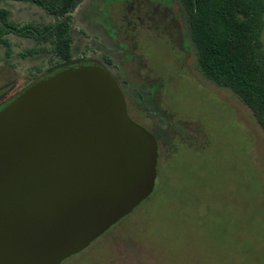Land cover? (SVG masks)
I'll list each match as a JSON object with an SVG mask.
<instances>
[{
	"label": "rangeland",
	"instance_id": "374dc122",
	"mask_svg": "<svg viewBox=\"0 0 264 264\" xmlns=\"http://www.w3.org/2000/svg\"><path fill=\"white\" fill-rule=\"evenodd\" d=\"M168 8L166 37L156 20ZM0 10L18 26L55 23L33 3L1 0ZM71 26L70 67L101 65L117 77L132 120L157 139L159 162L150 195L62 264H264V130L199 72L180 1L84 0ZM30 49L39 53L24 57ZM61 66L51 41L0 33V102Z\"/></svg>",
	"mask_w": 264,
	"mask_h": 264
},
{
	"label": "water",
	"instance_id": "95a60500",
	"mask_svg": "<svg viewBox=\"0 0 264 264\" xmlns=\"http://www.w3.org/2000/svg\"><path fill=\"white\" fill-rule=\"evenodd\" d=\"M159 144L100 66L66 67L0 111V264H62L154 190Z\"/></svg>",
	"mask_w": 264,
	"mask_h": 264
},
{
	"label": "trees",
	"instance_id": "16d2710c",
	"mask_svg": "<svg viewBox=\"0 0 264 264\" xmlns=\"http://www.w3.org/2000/svg\"><path fill=\"white\" fill-rule=\"evenodd\" d=\"M12 1L43 8L55 23L18 26L6 21L8 10H0L3 21L0 33L16 32L22 38L51 41L63 66L50 75L72 66L76 61L71 24L74 12L84 0ZM179 1L186 15L199 72L218 87L235 93L264 130V0ZM37 53V49H30L23 56ZM77 66L81 65L77 63Z\"/></svg>",
	"mask_w": 264,
	"mask_h": 264
},
{
	"label": "flooded vegetation",
	"instance_id": "af4514ba",
	"mask_svg": "<svg viewBox=\"0 0 264 264\" xmlns=\"http://www.w3.org/2000/svg\"><path fill=\"white\" fill-rule=\"evenodd\" d=\"M184 10V9H183ZM159 13H160V20H156L157 22H159V24L160 25H162L163 26V28H164V33H165V36L166 37H168V36H170L171 34L169 33V27L170 26H172V24H173V21H174V17H173V15H172V13L171 12H169V8H168V10H166V9H163V11H161V9H159V11H158ZM185 13V12H184ZM147 16V15H146ZM168 18H170V19H168ZM139 21L140 20H142V18L140 17L139 19H138ZM151 20V19H150ZM177 21V20H176ZM141 22V21H140ZM178 22V21H177ZM189 29V28H188ZM166 31H167V33H166ZM161 33V32H160ZM161 35L163 36V33H161ZM100 67H102V68H104L108 73H110L105 67H103V66H101V65H99ZM111 74V73H110ZM113 77H114V79L117 81V83H118V85L120 86V88H121V90L123 91V89H122V87H121V85H120V82H119V80L117 79V77H115L113 74H111ZM34 85V84H33ZM31 87V86H30ZM28 89V88H27ZM24 91H22L21 93H19V94H15V95H12V96H10V98L9 99H4L3 100V102L1 101L0 102V111H2L7 105H9L12 101H14L19 95H21L22 93H23ZM123 93H124V91H123ZM124 96H125V94H124ZM125 99H126V96H125ZM126 102H127V99H126ZM127 108H128V105H127ZM128 113H129V116H130V111H129V108H128ZM130 118H131V116H130ZM132 119V118H131ZM139 124V123H138ZM149 131V130H148ZM150 133H152L151 131H149ZM153 134V133H152ZM154 135V134H153Z\"/></svg>",
	"mask_w": 264,
	"mask_h": 264
}]
</instances>
